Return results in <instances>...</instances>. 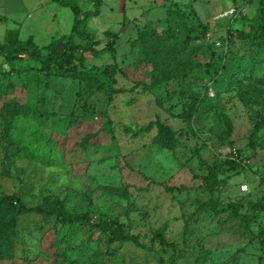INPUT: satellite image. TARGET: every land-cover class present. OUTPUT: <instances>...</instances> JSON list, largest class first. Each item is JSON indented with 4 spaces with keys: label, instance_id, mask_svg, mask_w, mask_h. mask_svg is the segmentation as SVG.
Wrapping results in <instances>:
<instances>
[{
    "label": "rangeland",
    "instance_id": "obj_1",
    "mask_svg": "<svg viewBox=\"0 0 264 264\" xmlns=\"http://www.w3.org/2000/svg\"><path fill=\"white\" fill-rule=\"evenodd\" d=\"M89 1L94 10L95 0ZM173 3L208 24L207 34L196 42L212 44L214 57L221 54V45L213 44L228 29L246 31L264 22V0H100L98 13L86 16L79 28L95 37L96 49L105 47L107 34H115L114 51L85 52L75 72L97 76L102 87H85L78 78L55 79L47 91L52 115L46 120L37 113L15 119L14 135L25 149L50 155L58 164L45 166L23 154L10 166L0 140V193H16L27 207L51 194L91 221L117 220L141 246L107 244L99 231L89 232L90 226L73 232L64 225L54 234L40 215L27 213L18 221L15 258L0 264H264L258 237L264 229V199L261 206L248 208L264 197V50L254 51L246 65L254 79L240 81L245 103L236 96L240 88L229 83L226 70L216 76L218 72L200 66L184 81L154 84L149 65L129 41L138 27L162 16L164 7ZM231 7L238 12L234 20L217 18ZM58 22L57 30L70 31L72 23H66L64 14ZM35 29L23 28L20 36L34 33L39 46L48 43L44 28ZM4 33L0 29V41ZM239 45L237 39L230 40L226 64L243 54ZM210 60L209 54L199 56L203 63ZM13 66L26 71L18 76L3 63L0 106L19 95L23 80L26 100L37 112L39 64L24 57ZM108 68L111 75L103 71ZM12 82L17 84L13 90ZM84 102L91 109L87 114ZM258 121L263 125L251 137ZM162 128L172 134L169 148L153 142ZM234 149L249 164L219 175L225 182L211 197L202 179L207 174L202 161L219 164ZM114 188L123 195L110 191ZM231 202L245 218L234 215L227 206ZM156 231L171 245H161Z\"/></svg>",
    "mask_w": 264,
    "mask_h": 264
},
{
    "label": "trees",
    "instance_id": "obj_2",
    "mask_svg": "<svg viewBox=\"0 0 264 264\" xmlns=\"http://www.w3.org/2000/svg\"><path fill=\"white\" fill-rule=\"evenodd\" d=\"M58 2L61 5L70 7L74 14L69 34L52 38L47 44L39 46L31 36L22 39L19 36L18 29H12L5 31L3 41H0V57L3 60V62H0V69L3 63H6L10 65L8 71H14L20 76L21 73L26 71V68L19 69L13 64L27 57L39 64L38 70L42 74V79L38 84L37 112L26 100L27 84L21 78L18 85L21 89L19 95L3 102L0 106V140L2 141L5 163L10 166L14 165L15 161L20 159L23 154L45 166L58 164V160L50 155L30 152L25 149L22 139L14 135L15 119L20 116L28 117L33 113H37L42 120L50 117L52 112L49 111L47 105L51 102V98L47 95V91L53 86L52 82L55 79L62 77L78 78L79 81L85 82V87L95 85L97 88H101L102 84L97 76L85 71L76 73V63L81 64L84 61L83 54L85 52L97 55L104 51H114L112 36L115 37V34H107L110 38L105 47L96 49L95 46L98 45V41L95 37L79 28L80 22L86 16L98 13L100 0L94 1V10L86 12H81L77 0H58ZM80 14H82L81 18H79ZM237 14L238 12L230 20H234ZM3 20L5 18L0 16V21ZM207 27L208 24H204L197 14L193 17L173 3L171 6L164 7L162 16L150 19L143 23L141 27H138L134 38L129 42L141 52L142 62L149 65L154 84L184 81L200 66H205L206 71L212 69V72H218L216 76L225 70L228 71L230 73L228 81L234 83L236 88L240 86L241 79L248 82L253 80V70L247 69L246 65L251 63L254 51L264 50V22L253 24L246 31L238 32L228 29L226 36L220 41L221 46H218L221 49V54H218L217 57H214L212 44L196 42L205 37L208 31ZM75 38L83 41L77 42ZM232 39L239 41V48L243 51V54L236 60L231 59L228 66L226 64L227 46ZM213 46H216V44L214 43ZM206 54H209L213 60L204 63L199 61V56ZM109 69L103 71L111 75L112 72H109ZM214 79L215 82L216 79ZM16 85L12 82L9 87L13 90ZM239 88L236 91V96L245 103L246 91H243L241 87ZM192 105H194V101ZM83 108L86 114L91 111L89 105L85 102ZM193 108L194 106H192V110ZM69 121H72V119ZM262 125L261 121L255 123L250 136L253 137ZM153 142L169 148L173 144V137L168 129L162 128L159 134L154 137ZM238 154L239 151L234 149L230 156L219 164L209 165L202 161L207 170V174L202 176V179L205 189L211 197L214 189L225 182V178L219 177V175L237 167L243 169L245 165L249 164V160L238 158ZM110 191L117 195H123L121 189L114 188ZM263 199L264 197L255 203L250 202L248 208L261 206ZM227 206L232 209L235 216L246 217L239 214V205L231 202ZM27 213L40 215L43 221L53 229L54 234H57L64 225L72 228L73 232L80 226H90L89 232L92 233V228L99 231L106 237L107 244L131 242L136 246H141L138 237L129 232H124L122 224H119L117 220L113 218L102 220L99 218L96 221H91L86 213L75 212L67 208L51 194L43 196L38 204L27 207L16 193H0V262L11 261L15 258L19 233L18 221L23 214ZM39 228H41L40 225ZM155 237L161 245H171L164 239L161 231H156ZM258 237L260 243L264 245L263 228L259 229ZM110 253H115V249H111ZM27 257V254L23 256L25 261L28 260ZM171 261L172 264H175L173 260ZM27 262L25 264H28Z\"/></svg>",
    "mask_w": 264,
    "mask_h": 264
},
{
    "label": "crops",
    "instance_id": "obj_3",
    "mask_svg": "<svg viewBox=\"0 0 264 264\" xmlns=\"http://www.w3.org/2000/svg\"><path fill=\"white\" fill-rule=\"evenodd\" d=\"M77 2L81 12L92 10L89 0H77ZM83 5L84 7H82ZM66 7L69 8L71 14L67 12ZM62 14H64L67 24L70 22L73 24L74 14L71 8L61 5L58 0H0V16L5 18L0 21V29L4 31L18 29L20 36L23 28L35 27V30H38L41 27L46 31V36L50 38V41L52 38L69 34L71 31V28L68 33L57 30L59 26L57 21L59 18L61 20ZM81 16L82 14L79 15V18ZM28 36H31L36 43L34 33L28 34ZM20 38L22 37L20 36Z\"/></svg>",
    "mask_w": 264,
    "mask_h": 264
},
{
    "label": "built area",
    "instance_id": "obj_4",
    "mask_svg": "<svg viewBox=\"0 0 264 264\" xmlns=\"http://www.w3.org/2000/svg\"><path fill=\"white\" fill-rule=\"evenodd\" d=\"M235 12H236V10L233 7H231V8H228V9L224 10L223 12H220L217 15V18L221 19V18L228 17V16L231 17V16L235 15ZM216 45H221V44H220V42H216ZM246 188H247L246 185H242L241 186V189L243 191L246 190Z\"/></svg>",
    "mask_w": 264,
    "mask_h": 264
}]
</instances>
